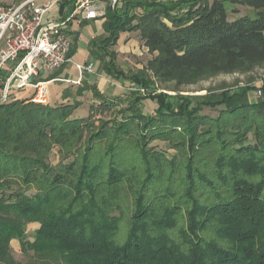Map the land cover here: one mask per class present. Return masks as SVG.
Returning a JSON list of instances; mask_svg holds the SVG:
<instances>
[{"label":"trees","instance_id":"obj_1","mask_svg":"<svg viewBox=\"0 0 264 264\" xmlns=\"http://www.w3.org/2000/svg\"><path fill=\"white\" fill-rule=\"evenodd\" d=\"M76 1L61 7L72 11ZM104 19L108 37L97 50L108 56L119 34L138 32L164 82L264 65V0H123ZM104 67L151 87L114 58ZM250 91L150 94L159 105L153 115L130 108L99 126L72 118L71 105L0 103L1 256L16 239L65 264H264V99L251 102ZM53 146L63 154L57 165L48 163ZM30 223L40 226L33 242Z\"/></svg>","mask_w":264,"mask_h":264},{"label":"rangeland","instance_id":"obj_2","mask_svg":"<svg viewBox=\"0 0 264 264\" xmlns=\"http://www.w3.org/2000/svg\"><path fill=\"white\" fill-rule=\"evenodd\" d=\"M122 1L120 0L116 6H121ZM101 6L107 9L111 6V2L106 1ZM226 6L228 11L231 12L233 6L230 3ZM236 8L241 12V15L248 13L250 18H257L255 10L244 7ZM105 22L104 17H102L96 22H87L81 26L80 35L77 36V41L74 40L73 42V47L77 50V53L73 57L72 63L67 64L65 69H62L63 72L61 71L62 74L60 76L76 80L79 74L75 70V64L85 63V57L87 62L93 61L96 64V73H85L84 80L80 86L73 85L70 87L66 84L54 83L48 87L51 107L66 105L60 103L63 101V97L66 98L73 94H76L75 99H82V102L73 100L74 104L71 105L74 108L72 118L87 119L90 117L95 126H99L101 122L121 120L130 114V108L146 115H153L159 105L157 100L149 96L150 94L152 96L165 94L173 98L177 96L194 98L201 96L210 97L222 92H235L251 88V102L257 103L264 99V90L261 89L262 85H264V65L253 67L243 73L210 76L189 85H178L176 81L164 82L154 77L153 72L149 68L150 61L157 56V53L149 51L138 32L129 31L119 34L118 41L105 50L109 54L108 56H105L104 51L97 50L96 46L104 38L108 37L103 27ZM92 43L95 47L91 46ZM86 50L88 51L87 53ZM111 58H114L115 66L126 73L142 72L150 80L151 87L146 90L137 89L128 79L109 75L104 66ZM112 82L115 85H112ZM92 84H98L99 86L103 84V87L100 86V88L102 92H105L107 98H101L98 85L90 86ZM259 91H262L261 96L258 95ZM138 97H142L140 102L137 101ZM19 100L26 99L20 95ZM206 112L212 116L216 115L215 112L209 110H206ZM151 146L163 152L168 150V145L160 141L153 142ZM62 157L61 148L53 146L48 155V163L57 165L63 160ZM124 201L125 204H128L130 200L126 199ZM127 206L130 205L128 204ZM39 227L38 223L27 225L26 241H34L35 232ZM0 248L4 250L3 245H0ZM10 248V256L3 258L0 254V264H65L58 254L53 252L36 253L16 239L11 241Z\"/></svg>","mask_w":264,"mask_h":264},{"label":"built area","instance_id":"obj_3","mask_svg":"<svg viewBox=\"0 0 264 264\" xmlns=\"http://www.w3.org/2000/svg\"><path fill=\"white\" fill-rule=\"evenodd\" d=\"M106 1L114 8L120 0H77L73 12L67 16L59 11L65 0L0 4V103L19 100L20 95L29 93L32 103L49 105L48 87L53 80L44 81L41 76L72 63L69 35L72 23L104 17L106 8L101 5ZM75 67L79 79L61 81L79 85L85 73L96 71L94 62Z\"/></svg>","mask_w":264,"mask_h":264},{"label":"crops","instance_id":"obj_4","mask_svg":"<svg viewBox=\"0 0 264 264\" xmlns=\"http://www.w3.org/2000/svg\"><path fill=\"white\" fill-rule=\"evenodd\" d=\"M1 1V4H6V5H13V4H16V5H18V4H21L23 1H25V0H0ZM48 1H52V0H38V4H44L45 2H48ZM75 5V4H74ZM233 6V5H232ZM73 10H74V8H73ZM73 10L72 11H70V9L68 8V6H66V7H64V8H62V7H60V13L62 14V15H64V16H67V15H69V14H71L72 12H73ZM98 21V20H97ZM87 22H96V21H82V22H73L72 23V25H71V28H70V31H69V35H70V37H71V41H72V51H73V54H72V56H71V59L73 60V57L75 56V54L77 53V50L73 47V42H74V40H76L77 41V36L78 35H80V28H81V26L82 25H84L85 23H87ZM80 43H81V41H80ZM79 43V44H80ZM79 46V45H78ZM71 51V52H72ZM88 51L86 50V53H87ZM86 53H85V55H86ZM89 62H93V61H89ZM89 62H87L86 61V57H85V63L83 62V64H87V63H89ZM70 64V63H69ZM76 64H82V63H76ZM66 66V65H65ZM65 66L63 67V68H61V69H59V70H57V71H55V72H51V73H46V74H43L42 76H41V79L42 80H44V81H50V80H53V82L51 83V84H54V83H62V84H66V85H68V86H73V85H77V84H72V83H66V82H64V81H61V80H71V79H67V78H64V77H61L60 75L62 74V69H65ZM95 66H96V64H95ZM75 70L77 71V69H76V67H75ZM62 71V72H61ZM77 73H78V71H77ZM94 73H96V71L94 72ZM79 74V73H78ZM91 74H93V73H91ZM79 79V76H78V78L76 79V80H71V81H77ZM83 80H84V77H83V79H82V81H81V84H79V85H77V86H80V85H82V82H83ZM50 84V85H51ZM112 85H115V83H111ZM93 85H98V84H92V85H90V86H93ZM100 86H102L103 87V84H101ZM100 86L98 85V89H99V95H100V97L101 98H103V97H105V98H107L106 97V94H105V92H102V90H101V88H100ZM84 92V91H83ZM29 93H24V94H22V98H25V99H28L29 98ZM75 96H76V94H73V95H71V96H68V97H63V101H61L60 103L61 104H66V105H72V104H74V101L73 100H77L78 102H82V99H75ZM49 106H50V104H49ZM82 106H84V105H82Z\"/></svg>","mask_w":264,"mask_h":264}]
</instances>
